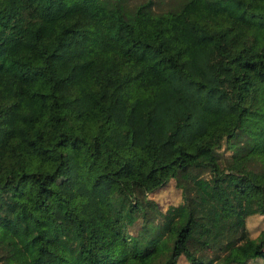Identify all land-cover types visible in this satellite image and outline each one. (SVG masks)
Wrapping results in <instances>:
<instances>
[{
	"label": "trees",
	"instance_id": "1",
	"mask_svg": "<svg viewBox=\"0 0 264 264\" xmlns=\"http://www.w3.org/2000/svg\"><path fill=\"white\" fill-rule=\"evenodd\" d=\"M262 99L264 0H0V264H264V177L232 167L264 149L239 124ZM67 149L101 225L55 186Z\"/></svg>",
	"mask_w": 264,
	"mask_h": 264
},
{
	"label": "rangeland",
	"instance_id": "2",
	"mask_svg": "<svg viewBox=\"0 0 264 264\" xmlns=\"http://www.w3.org/2000/svg\"><path fill=\"white\" fill-rule=\"evenodd\" d=\"M14 5H21L24 0H10ZM256 111L252 114L243 115L239 124L245 132L253 133L260 131L264 122L261 108L264 106V99L257 101L255 104ZM229 149L224 144L212 151L202 150L199 152V158L213 156L217 159L219 165H223V156L228 153ZM65 166L61 169L60 176L55 182V186L62 192L66 193L68 201L73 205V208L79 216H82L90 225H101L108 217V212L103 203L98 202L90 196L72 198V187L75 183V170L77 168L76 152L67 149L65 152ZM232 167L247 170L255 179L264 177V149L259 146H254L243 158L235 161ZM148 197L156 203V208L159 211H164L168 205L181 203L182 195L180 189L174 184L173 179H167L161 186L150 191ZM47 204L56 223L62 227H71V219L64 213L60 212L59 207L55 202L47 198ZM155 219L159 214L155 213ZM140 211L126 213V223L130 231H134L141 223ZM264 218L260 214H251L245 218V224L248 227L249 234L253 235L263 225ZM175 264H189L188 261L180 254ZM212 264H218L213 262Z\"/></svg>",
	"mask_w": 264,
	"mask_h": 264
}]
</instances>
